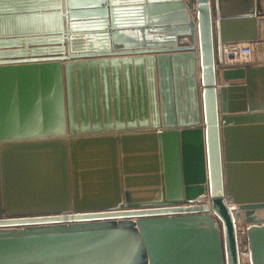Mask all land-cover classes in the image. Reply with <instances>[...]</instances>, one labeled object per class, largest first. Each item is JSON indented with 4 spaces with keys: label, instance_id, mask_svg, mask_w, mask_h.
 <instances>
[{
    "label": "water",
    "instance_id": "1",
    "mask_svg": "<svg viewBox=\"0 0 264 264\" xmlns=\"http://www.w3.org/2000/svg\"><path fill=\"white\" fill-rule=\"evenodd\" d=\"M263 22L264 0H0V264H238L226 196L264 264V63L214 72Z\"/></svg>",
    "mask_w": 264,
    "mask_h": 264
},
{
    "label": "built area",
    "instance_id": "2",
    "mask_svg": "<svg viewBox=\"0 0 264 264\" xmlns=\"http://www.w3.org/2000/svg\"><path fill=\"white\" fill-rule=\"evenodd\" d=\"M193 15L194 13L191 11L190 16L192 19ZM261 35L264 36L262 28ZM254 63H264V52L259 49L252 48L248 42H231L222 44L221 59L219 62H215L214 64L216 85L218 86L220 83L221 72L223 70ZM223 203L228 207L234 206L230 212L234 226L238 264H249L245 223L242 218V210H240L237 205L231 203L229 196L223 197ZM192 204L209 205L210 197L208 193L204 192L197 195V197L192 201Z\"/></svg>",
    "mask_w": 264,
    "mask_h": 264
},
{
    "label": "bare ground",
    "instance_id": "3",
    "mask_svg": "<svg viewBox=\"0 0 264 264\" xmlns=\"http://www.w3.org/2000/svg\"><path fill=\"white\" fill-rule=\"evenodd\" d=\"M264 22L263 23H261V28L263 29L264 27ZM262 33H264V30L262 31Z\"/></svg>",
    "mask_w": 264,
    "mask_h": 264
},
{
    "label": "crops",
    "instance_id": "4",
    "mask_svg": "<svg viewBox=\"0 0 264 264\" xmlns=\"http://www.w3.org/2000/svg\"><path fill=\"white\" fill-rule=\"evenodd\" d=\"M264 30V28L262 29V31Z\"/></svg>",
    "mask_w": 264,
    "mask_h": 264
}]
</instances>
